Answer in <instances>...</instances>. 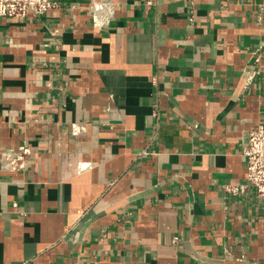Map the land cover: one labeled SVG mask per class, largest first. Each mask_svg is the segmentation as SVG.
I'll return each mask as SVG.
<instances>
[{
    "label": "crops",
    "instance_id": "0c3cea01",
    "mask_svg": "<svg viewBox=\"0 0 264 264\" xmlns=\"http://www.w3.org/2000/svg\"><path fill=\"white\" fill-rule=\"evenodd\" d=\"M0 16V264H264L245 128L264 0H53ZM72 124L84 130L75 133ZM15 202V204H14Z\"/></svg>",
    "mask_w": 264,
    "mask_h": 264
},
{
    "label": "built area",
    "instance_id": "2783aa9c",
    "mask_svg": "<svg viewBox=\"0 0 264 264\" xmlns=\"http://www.w3.org/2000/svg\"><path fill=\"white\" fill-rule=\"evenodd\" d=\"M157 0H146L148 5H153ZM53 0H0V16L12 19H22L29 14L41 16L55 6ZM114 3L110 0L94 2L91 9L94 12L96 24L101 23L98 14L110 7ZM256 66L253 73L258 74L264 71V61L260 55L255 58ZM82 124H72L75 133L84 130ZM32 149L26 141H22L16 146H9L0 152V162L2 168L8 171L24 170L32 157ZM241 153L243 155L247 170V183H229L225 190L230 194H241L253 188L262 201H264V122L245 128L242 133ZM15 204V202H14Z\"/></svg>",
    "mask_w": 264,
    "mask_h": 264
}]
</instances>
